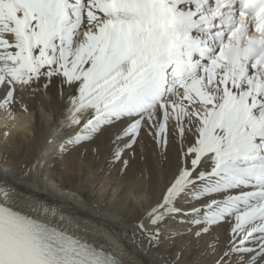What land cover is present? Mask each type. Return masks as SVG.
Returning <instances> with one entry per match:
<instances>
[{
  "label": "snow or ice",
  "instance_id": "6c2138e0",
  "mask_svg": "<svg viewBox=\"0 0 264 264\" xmlns=\"http://www.w3.org/2000/svg\"><path fill=\"white\" fill-rule=\"evenodd\" d=\"M57 79L68 125L47 144L59 153L115 129L123 175L145 137L163 160L175 148L172 178L137 224L149 248L168 221L188 225L165 237L183 242L162 264H264V0H0V112L27 113L17 92L47 98ZM0 196V264H124L111 245L30 214L59 208L10 203L4 185ZM224 224L223 250L209 243L185 260Z\"/></svg>",
  "mask_w": 264,
  "mask_h": 264
},
{
  "label": "bare ground",
  "instance_id": "6f19581e",
  "mask_svg": "<svg viewBox=\"0 0 264 264\" xmlns=\"http://www.w3.org/2000/svg\"><path fill=\"white\" fill-rule=\"evenodd\" d=\"M60 88L57 79L47 89V98L42 93L33 97L29 90L17 92L21 103L28 108V112L23 113L17 105V114L31 119L28 134H10L8 130L5 139V127L0 126V164H4L5 158L14 164L7 176L0 170V185L11 187L16 193L10 203L39 199L49 208H59L60 211L53 214L40 208L31 212L32 216L97 247L111 245L105 250L114 254L122 252L120 258L124 264H162L161 256H171L183 242L182 239L172 242L165 237L177 229H186L188 225L180 224L179 219L168 221L162 230L159 247L149 248L147 240H142L137 224L146 210L155 205L171 180L175 170V148L169 151L168 159L163 160L151 140L145 137L147 150L141 151L137 146L136 155L130 159V167L123 175L118 174L121 164L113 163L112 158L110 140L115 129H109L89 144L59 153L54 145L47 144V140L57 123L61 129L68 125L60 121L68 108L67 93L62 99L58 94ZM45 150L47 155H44ZM130 157L131 153L125 158ZM38 161L43 163V169L29 172ZM228 232L229 226L224 224L215 228L212 236H205L199 242L192 241L185 260H195L209 243H215L219 250H223ZM210 258L208 263L205 261L207 257L203 258L200 264L204 261V264H212L215 257Z\"/></svg>",
  "mask_w": 264,
  "mask_h": 264
},
{
  "label": "clouds",
  "instance_id": "9594fccd",
  "mask_svg": "<svg viewBox=\"0 0 264 264\" xmlns=\"http://www.w3.org/2000/svg\"><path fill=\"white\" fill-rule=\"evenodd\" d=\"M69 115V113H68ZM31 119L30 117L22 116L20 114H16L14 118L9 117H0V126H8L10 134L16 133H25L28 134L30 132ZM14 167L13 162L9 161L8 164H0V170L3 172H11Z\"/></svg>",
  "mask_w": 264,
  "mask_h": 264
},
{
  "label": "rangeland",
  "instance_id": "374dc122",
  "mask_svg": "<svg viewBox=\"0 0 264 264\" xmlns=\"http://www.w3.org/2000/svg\"><path fill=\"white\" fill-rule=\"evenodd\" d=\"M1 115L3 116V112H0V117H1ZM58 159H59V158H58ZM178 221H179V220H178ZM210 257H212V256H208L207 259L205 260V261H207V263L210 261V259H211ZM205 261H204V262H205ZM204 262H202V263L204 264ZM202 263H201V264H202Z\"/></svg>",
  "mask_w": 264,
  "mask_h": 264
}]
</instances>
